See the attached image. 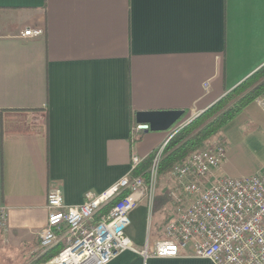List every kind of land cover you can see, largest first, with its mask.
<instances>
[{
    "label": "crops",
    "instance_id": "0c3cea01",
    "mask_svg": "<svg viewBox=\"0 0 264 264\" xmlns=\"http://www.w3.org/2000/svg\"><path fill=\"white\" fill-rule=\"evenodd\" d=\"M263 65L264 0H0V264L41 255L49 188L79 206L162 145L170 133L131 143L137 113L203 112ZM146 211L126 229L138 251ZM189 253L109 264H211Z\"/></svg>",
    "mask_w": 264,
    "mask_h": 264
},
{
    "label": "built area",
    "instance_id": "2783aa9c",
    "mask_svg": "<svg viewBox=\"0 0 264 264\" xmlns=\"http://www.w3.org/2000/svg\"><path fill=\"white\" fill-rule=\"evenodd\" d=\"M41 35V30L33 29L20 33L25 39ZM254 103L264 113V94ZM201 113L196 112L192 119L170 131L147 171L148 185L142 175L131 176L142 160L132 155L129 175L100 194L85 193L79 206H66L61 191L49 188L39 251L43 255L58 246L61 250L43 264H109L127 251L143 257L176 258L188 248L189 256L211 264H264V173L209 182V176L225 158L221 140L206 142L171 170L169 175L179 183L177 190L192 200L177 210L151 253L147 240L138 251L126 234L130 213L145 197L147 203L153 197L164 147ZM132 131L135 134L143 129L136 126ZM8 222L7 210L0 207V230H6Z\"/></svg>",
    "mask_w": 264,
    "mask_h": 264
},
{
    "label": "rangeland",
    "instance_id": "374dc122",
    "mask_svg": "<svg viewBox=\"0 0 264 264\" xmlns=\"http://www.w3.org/2000/svg\"><path fill=\"white\" fill-rule=\"evenodd\" d=\"M246 109L245 112L243 111L240 116L224 127L218 136L208 140H221L225 149V158L218 173L219 178L237 179L264 173V113L255 103H252ZM193 115H195V112L186 114L175 127L178 128L181 123L189 121ZM170 131H167V133H170ZM141 133L142 131H139L135 135ZM131 134L133 135L132 129ZM210 176L209 182H213ZM178 187L179 183L176 180L169 174L165 175L161 178L159 186L154 190L150 203H147L145 197L135 208L138 211L147 208L145 235L150 247L154 236H158L164 231L167 224L174 218L177 210L185 208L189 203L188 197L183 195L181 190L178 191ZM138 221V219H135L131 224L130 220L127 230ZM133 231L138 237H143L144 230L140 231V228L138 230L135 228ZM149 240H151L150 243Z\"/></svg>",
    "mask_w": 264,
    "mask_h": 264
},
{
    "label": "trees",
    "instance_id": "16d2710c",
    "mask_svg": "<svg viewBox=\"0 0 264 264\" xmlns=\"http://www.w3.org/2000/svg\"><path fill=\"white\" fill-rule=\"evenodd\" d=\"M262 94H264V65L246 77L214 105L170 138L160 156L155 179V189L159 186L161 178L170 174L175 165L186 161L206 141L218 136L224 127L240 116ZM186 114L185 112L183 117ZM139 137L140 134H133L131 143L133 144ZM158 149L159 147L141 160L138 167L132 172V177L142 175L145 183L148 185L149 174L147 171ZM60 250L61 247L58 246L40 255L31 264H42L57 255Z\"/></svg>",
    "mask_w": 264,
    "mask_h": 264
},
{
    "label": "water",
    "instance_id": "95a60500",
    "mask_svg": "<svg viewBox=\"0 0 264 264\" xmlns=\"http://www.w3.org/2000/svg\"><path fill=\"white\" fill-rule=\"evenodd\" d=\"M183 111H158L137 113L135 121L146 133L167 132L183 119Z\"/></svg>",
    "mask_w": 264,
    "mask_h": 264
},
{
    "label": "bare ground",
    "instance_id": "6f19581e",
    "mask_svg": "<svg viewBox=\"0 0 264 264\" xmlns=\"http://www.w3.org/2000/svg\"><path fill=\"white\" fill-rule=\"evenodd\" d=\"M160 148V147H159Z\"/></svg>",
    "mask_w": 264,
    "mask_h": 264
}]
</instances>
